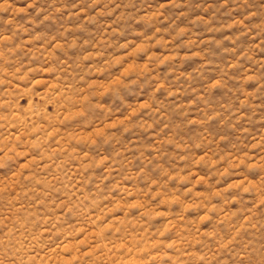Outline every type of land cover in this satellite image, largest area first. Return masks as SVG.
<instances>
[{"label": "rangeland", "instance_id": "1", "mask_svg": "<svg viewBox=\"0 0 264 264\" xmlns=\"http://www.w3.org/2000/svg\"><path fill=\"white\" fill-rule=\"evenodd\" d=\"M0 264H264V0H0Z\"/></svg>", "mask_w": 264, "mask_h": 264}]
</instances>
